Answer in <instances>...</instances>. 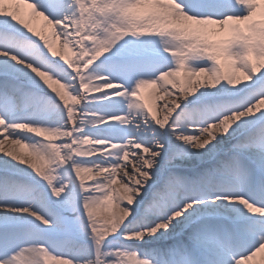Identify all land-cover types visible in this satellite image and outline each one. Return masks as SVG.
I'll return each instance as SVG.
<instances>
[{
	"label": "snow or ice",
	"instance_id": "snow-or-ice-1",
	"mask_svg": "<svg viewBox=\"0 0 264 264\" xmlns=\"http://www.w3.org/2000/svg\"><path fill=\"white\" fill-rule=\"evenodd\" d=\"M0 264H264V0H0Z\"/></svg>",
	"mask_w": 264,
	"mask_h": 264
},
{
	"label": "bare ground",
	"instance_id": "bare-ground-1",
	"mask_svg": "<svg viewBox=\"0 0 264 264\" xmlns=\"http://www.w3.org/2000/svg\"><path fill=\"white\" fill-rule=\"evenodd\" d=\"M35 26L38 28V29H42L43 28V22H42V20L41 21H38L36 24H35ZM149 92H150V90H145V97H146V99H149V102L151 103V99H150V97H149Z\"/></svg>",
	"mask_w": 264,
	"mask_h": 264
}]
</instances>
